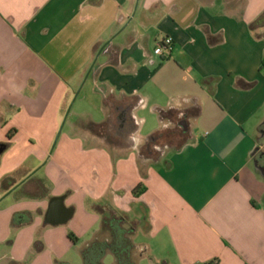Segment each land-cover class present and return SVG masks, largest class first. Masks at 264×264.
I'll list each match as a JSON object with an SVG mask.
<instances>
[{
    "label": "crops",
    "instance_id": "crops-1",
    "mask_svg": "<svg viewBox=\"0 0 264 264\" xmlns=\"http://www.w3.org/2000/svg\"><path fill=\"white\" fill-rule=\"evenodd\" d=\"M135 3L0 0V144L9 142L0 197L18 184L0 201V264H70L68 231L90 235L84 257L101 230L99 205L140 220L137 264H264V175L255 165L264 27L251 28L264 0ZM164 36L172 49L156 54ZM80 87L75 118L51 148ZM160 109L173 111L162 119ZM108 118L114 141L79 123ZM175 119H185L187 131L177 127L187 137L170 138L155 157L150 142ZM55 197L68 220L50 219Z\"/></svg>",
    "mask_w": 264,
    "mask_h": 264
},
{
    "label": "trees",
    "instance_id": "trees-1",
    "mask_svg": "<svg viewBox=\"0 0 264 264\" xmlns=\"http://www.w3.org/2000/svg\"><path fill=\"white\" fill-rule=\"evenodd\" d=\"M264 27V12L251 23L252 30ZM261 68H264V59L261 63ZM111 99L106 100V106H112ZM173 110L160 109V117L166 119ZM135 122V119H134ZM80 126L91 130L92 132L105 136L110 141L116 140V136L113 135L111 127L115 124L112 118H108L102 123H96L93 121L80 120ZM159 131L155 134L154 138L164 134ZM12 137L11 133H8V138ZM9 142H6L7 146ZM145 186L143 183H139L134 187L133 193L139 195ZM102 214V225L98 238L84 250V258L86 264H104L102 259L108 252H112L115 255V264H137L133 252L136 251L137 246L132 240V234L137 226L140 224L139 219L130 220L124 213H119L112 209L110 206L99 205L98 206ZM108 235L107 239H99ZM165 264V263H164Z\"/></svg>",
    "mask_w": 264,
    "mask_h": 264
},
{
    "label": "rangeland",
    "instance_id": "rangeland-1",
    "mask_svg": "<svg viewBox=\"0 0 264 264\" xmlns=\"http://www.w3.org/2000/svg\"><path fill=\"white\" fill-rule=\"evenodd\" d=\"M72 100L70 101L69 105L71 104ZM77 105H78V102L74 101V103L72 104V107L70 108V111L68 113L69 115H67V117H66V120H65L63 129L67 128L70 125L71 121L75 118L74 117V111L77 109ZM141 114H143V113H141ZM149 115L150 114L147 113V120H146V122L142 123V126L140 128V132L141 133L147 132L149 130V128H150L149 126L151 124V119L149 118ZM142 116H144V115H142ZM64 118H65V116L63 117V119H62V121H61V123L59 125V128H60V126H61ZM98 118H100V116L97 117L96 114L93 115V119L94 120H97ZM58 131H59V129H58ZM58 131H57V133H58ZM177 132H180V134H183V136L180 135L178 138L171 137L172 134H175ZM182 132L183 131L177 127V125H176V119H175L172 128H168L167 130H165L164 136L157 137L155 139V142L158 143L159 145H162L163 146V147L161 146L162 148H160V149H163L165 146L166 147L167 146H171L172 143L169 142V141H171L170 138L173 141V145H176L183 138L187 137V134H184ZM169 135H171V136H169ZM54 141H55V139H54ZM54 141L52 143L51 148L53 147ZM144 149L145 150H142V153L145 155V154H147L148 151H146V146L144 147ZM153 155H155V157H156L157 156V153L156 154L153 153ZM37 175H40V172H38ZM87 238H90V235L87 234V235H85V237L82 238V240L78 241L76 239V235L73 232L68 231V240L72 243L71 250L69 251V253L67 255L68 256V262H70V264H86L85 258L83 257L81 251H83V249H84V245L82 244L83 239H87ZM138 240H140V239L137 238L136 241H138ZM133 255H134V258L137 259L140 254L136 250V251L133 252ZM113 260H114L113 256L108 253L106 255L105 259H104V262L106 264H114L113 263ZM140 263L141 264H151L149 257H143V259L141 260ZM159 264H164V263L163 262H160Z\"/></svg>",
    "mask_w": 264,
    "mask_h": 264
},
{
    "label": "water",
    "instance_id": "water-1",
    "mask_svg": "<svg viewBox=\"0 0 264 264\" xmlns=\"http://www.w3.org/2000/svg\"><path fill=\"white\" fill-rule=\"evenodd\" d=\"M138 3H139V0H136V3H135V10H136V8H137V6H138ZM87 76H88V74L85 76V79L87 78ZM81 87H82V86H81ZM81 87H80V88L77 90V92L75 93V96H74V98H73L71 104L69 105V107H68V109H67V112H66V114H65V118H64V120H63V122H62V124H61V126H60V128H59V131H58L57 135H56V138H55V141H54L53 147H54V145H55V143H56V141H57V139H58V137H59V135H60V133H61V131H62V129H63V126H64V123H65L66 117H67V115H68V113H69V111H70V108L72 107V104H73V102H74L76 96H77L78 93L80 92ZM178 124L183 128L184 131H187V129H188V124H187V122L185 121V119H181V120L179 121ZM134 131H135V130H134ZM134 131H133V133H134ZM133 133H132V134H133ZM53 147H52V148H53ZM5 148H6L5 145L0 144V155H1V153L5 150ZM51 150H52V149H51ZM38 169H39V168H38ZM38 169L34 170L32 173H35ZM17 185H18V184H16L14 187H12L11 189H9V190H8V191H7L2 197H0V201H1L6 195H8L13 189H15V188L17 187ZM58 201H63V197H55V198L52 199V203H51V207H50V211H49V217H50L51 220H54V217L57 218L58 216H60V217H59V218H61L60 220L66 221V220H68V218L72 215V211H71L70 209L66 208L64 205L61 206L60 204H58ZM52 217H53V218H52Z\"/></svg>",
    "mask_w": 264,
    "mask_h": 264
},
{
    "label": "flooded vegetation",
    "instance_id": "flooded-vegetation-1",
    "mask_svg": "<svg viewBox=\"0 0 264 264\" xmlns=\"http://www.w3.org/2000/svg\"><path fill=\"white\" fill-rule=\"evenodd\" d=\"M178 124V120H176V125ZM160 136H164V134L159 135ZM259 139H261L262 141H264V120L263 123L259 129V135H258ZM151 145H149V149L151 148V152H153L154 154H158L159 152H161L163 146L159 145L158 143H152L150 142ZM162 146V147H161ZM146 148H148L146 146ZM255 165L258 168L259 172L261 174L264 175V145L262 147V149L257 153L256 157H255Z\"/></svg>",
    "mask_w": 264,
    "mask_h": 264
},
{
    "label": "built area",
    "instance_id": "built-area-1",
    "mask_svg": "<svg viewBox=\"0 0 264 264\" xmlns=\"http://www.w3.org/2000/svg\"><path fill=\"white\" fill-rule=\"evenodd\" d=\"M173 45V40L169 36L162 37L156 45L155 53L164 55L165 53L169 54Z\"/></svg>",
    "mask_w": 264,
    "mask_h": 264
}]
</instances>
